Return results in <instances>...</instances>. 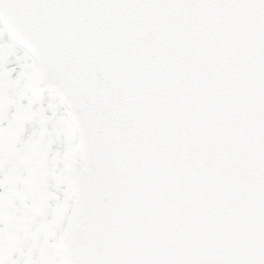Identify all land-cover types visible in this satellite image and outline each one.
Instances as JSON below:
<instances>
[{
    "label": "snow or ice",
    "instance_id": "1",
    "mask_svg": "<svg viewBox=\"0 0 264 264\" xmlns=\"http://www.w3.org/2000/svg\"><path fill=\"white\" fill-rule=\"evenodd\" d=\"M0 264H264V0H0Z\"/></svg>",
    "mask_w": 264,
    "mask_h": 264
}]
</instances>
